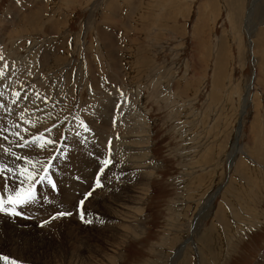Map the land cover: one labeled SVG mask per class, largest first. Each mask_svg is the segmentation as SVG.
<instances>
[{
  "label": "rangeland",
  "instance_id": "rangeland-1",
  "mask_svg": "<svg viewBox=\"0 0 264 264\" xmlns=\"http://www.w3.org/2000/svg\"><path fill=\"white\" fill-rule=\"evenodd\" d=\"M0 29V103L10 108L0 128L39 116L22 127L43 131L44 108L81 116L100 145L69 137L70 158L52 169L60 192L29 209L32 219L0 217V254L26 264H264V0H0ZM109 138L124 182L84 205L106 223L74 215L39 227L85 189L74 175L90 183L88 153ZM0 163L14 166L2 149Z\"/></svg>",
  "mask_w": 264,
  "mask_h": 264
},
{
  "label": "snow or ice",
  "instance_id": "snow-or-ice-1",
  "mask_svg": "<svg viewBox=\"0 0 264 264\" xmlns=\"http://www.w3.org/2000/svg\"><path fill=\"white\" fill-rule=\"evenodd\" d=\"M118 92L120 97L124 98V103H127L125 93L122 90H118ZM11 95L19 98L21 93L13 90ZM0 99H2V94H0ZM37 99H41L39 94H37ZM42 102L45 105L50 104L52 102L51 97L45 95ZM15 103L16 101L12 100V104ZM120 106L117 105V107ZM0 108L10 111V108L3 103H0ZM36 111L43 113L45 119L52 121L50 127H45L43 131L39 129L29 131V128L22 127V124H27L30 128H35V123H38L41 119V117L36 116L34 120L25 119L22 120L21 124H14L10 128H0V139H3L7 145L11 146L8 147L0 143V149H3L6 156L12 158L14 164V166H10L6 163H0V176L4 178L3 192L0 194V217H6L13 221L16 218L32 219L34 213L30 212L29 209L34 207L37 211L45 209L46 206L51 204L50 195L47 193L60 192L52 169L57 158H70L69 144L67 143L70 136L81 145L94 142L97 143L98 147L100 146L96 141L93 129L89 127V124L81 116L69 113L68 116L61 119L59 115L53 116L51 110L37 108ZM113 124H115L114 118ZM53 130L59 133L58 139L53 136ZM10 137L15 139H10ZM111 145L112 139L109 138L107 147L102 154L88 153L89 156L95 159L97 166L90 183L79 175H74L73 179L85 184V189L82 192L77 190L75 198L67 201L70 206L57 204L47 214L46 219L39 221V227L43 228L52 221L69 218L74 215L79 218L81 223L86 225H91L94 221L101 225L106 223L101 216L96 215L93 217L92 213H86L84 205L90 198L98 194V190L101 192L118 191L119 185L124 182L126 174L122 170L118 173L111 171L113 166L120 167L119 164L114 162ZM33 146L39 150L36 152L37 158H34L31 153L22 155L13 150V148L21 150L31 149ZM108 172H111V175H107ZM106 176L107 179H105ZM134 180L135 174L128 182ZM114 182L117 185L115 188L112 187ZM41 189L46 191L42 192ZM0 262H3V264H26L21 259L3 254H0Z\"/></svg>",
  "mask_w": 264,
  "mask_h": 264
},
{
  "label": "bare ground",
  "instance_id": "bare-ground-1",
  "mask_svg": "<svg viewBox=\"0 0 264 264\" xmlns=\"http://www.w3.org/2000/svg\"><path fill=\"white\" fill-rule=\"evenodd\" d=\"M255 2V1H254ZM16 4V3H15ZM8 6V5H7ZM13 7H14V5H13ZM16 7V6H15ZM12 8V7H11ZM17 9V8H16ZM8 11H10L9 9H8ZM13 13H15L14 11H12ZM9 14H11V13H9ZM40 15V14H39ZM248 15H249V12L247 13V18H245V21L246 22H248ZM204 16V15H203ZM10 18V17H9ZM14 18V17H13ZM38 18V17H37ZM34 19V18H33ZM199 19H200V17H199ZM204 19V18H203ZM52 21V20H51ZM32 22V21H31ZM34 22V21H33ZM45 24V23H44ZM47 25H48V23H47ZM248 25L249 24H247V27H248ZM254 25V24H253ZM4 29V28H3ZM1 30V29H0ZM56 30V29H55ZM7 31V29L5 30V31H3L4 33ZM8 34V33H7ZM195 34H196V36L197 37H199V35H200V29H196V31H195ZM2 35V34H1ZM6 36V35H5ZM2 37V36H1ZM9 37V36H8ZM198 42H200L199 40H198ZM223 42H225V41H223ZM23 43V42H22ZM220 49V48H219ZM221 50V49H220ZM220 52V51H219ZM33 53V52H32ZM220 55V54H219ZM37 57V56H36ZM52 59V58H51ZM48 60V59H47ZM39 62V61H38ZM55 62V61H54ZM220 62H217V65L219 64ZM215 82V81H214ZM254 83H253V81L251 82V84L250 85H248V86H246L247 87V89H246V95L244 96L243 95V99H242V104H240L241 105V107H240V110H239V116H242L243 115V113L245 112V109H246V107H247V102H248V100H249V93H250V89H251V87H252V85H253ZM215 87V86H214ZM252 95V94H251ZM251 98V97H250ZM253 98V97H252ZM252 100V99H251ZM12 108V107H11ZM102 123V122H101ZM241 120L239 119L238 121H237V123H236V127H235V139H234V143H233V149H234V151H238V150H240V145L238 144V142H237V140H238V138H239V136H240V131H241ZM101 130V129H100ZM101 138V137H100ZM232 146V145H231ZM100 147V146H99ZM3 150V149H2ZM232 153H233V150L231 151ZM231 152H229L230 154H231ZM228 153V154H229ZM232 155L233 154H231L229 157H228V159L229 158H232ZM248 157V156H247ZM231 161V160H230ZM262 163V162H261ZM231 164V163H230ZM264 164V163H263ZM72 184V183H71ZM75 184V183H74ZM76 187V186H75ZM234 212V211H233ZM235 213V212H234ZM240 213H242V212H240ZM38 215V214H37ZM234 216V215H233ZM234 217H236V219H237V215H235ZM250 217V216H249ZM250 220H251V222H252V218L250 217ZM239 221V220H238ZM53 222V221H52ZM53 224V223H52ZM222 225L224 226V227H226L227 226V223H226V221L225 220H223L222 221ZM53 226V225H52ZM51 227V226H50ZM2 232V231H1ZM5 233V232H4ZM213 235L216 237V235L213 233ZM4 238V237H3ZM217 238H219L218 237V234H217ZM82 241V240H81ZM212 242V241H211ZM211 242H209L208 243V246H210L211 245ZM71 244V243H70ZM18 247V246H17ZM86 248V247H85ZM20 249V248H19ZM76 249V248H75ZM74 249V250H75ZM21 251V250H20ZM38 251V250H37ZM73 253V252H72ZM5 254V253H4ZM261 254V253H260ZM26 256V255H25ZM259 259H261V257L259 258ZM263 259H264V257H263ZM262 259V260H263Z\"/></svg>",
  "mask_w": 264,
  "mask_h": 264
}]
</instances>
